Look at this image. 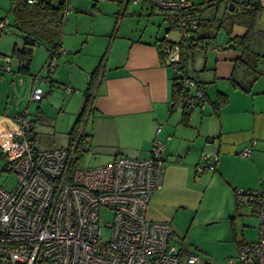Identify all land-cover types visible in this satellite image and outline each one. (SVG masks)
Wrapping results in <instances>:
<instances>
[{
    "label": "crops",
    "instance_id": "1",
    "mask_svg": "<svg viewBox=\"0 0 264 264\" xmlns=\"http://www.w3.org/2000/svg\"><path fill=\"white\" fill-rule=\"evenodd\" d=\"M262 37L264 29H257L252 49L258 55V75L248 91L231 84V78L240 82L251 78L238 62L242 55L239 45L205 53L197 67L202 73L195 77L187 71L184 51L186 73L205 90L198 108L185 116L180 104L171 109L174 70L161 64L155 43L158 37L123 36L113 43L91 97L84 124L89 139L87 153L102 164L116 154L147 157L155 129L161 126L158 138L164 145V181L153 194L147 215L150 219L170 221L171 242L183 253L197 254L203 264H231L229 259L235 255L239 242L257 237V219L248 204H235L234 189L264 185ZM61 49L59 53L64 52ZM3 51L0 48V56H6L9 62L10 57ZM17 61L18 73L11 71L8 84V76L2 72L11 69L0 68V138L5 140L18 131L15 119L28 106V78L20 74H28L29 65L27 72H21ZM71 76L70 83L79 85L80 75L74 71ZM29 82L32 83L31 76ZM220 93L227 95V102L216 115L212 101ZM60 114L63 113L54 118L56 131L66 121L60 120ZM29 120L27 135L34 138L36 149L68 145L72 125L66 128V144L59 142L58 146L45 148L37 140L40 127ZM245 147L250 151L243 156L240 151ZM213 152L217 153L213 169L197 171L201 154Z\"/></svg>",
    "mask_w": 264,
    "mask_h": 264
},
{
    "label": "built area",
    "instance_id": "2",
    "mask_svg": "<svg viewBox=\"0 0 264 264\" xmlns=\"http://www.w3.org/2000/svg\"><path fill=\"white\" fill-rule=\"evenodd\" d=\"M64 1L62 22L69 11L68 0ZM113 1L122 9L128 3L148 1L171 13V30L177 36L170 37L167 29L157 42L161 64L174 70L172 80L179 87L180 104L190 111L199 105L205 90L186 73L183 50L217 51L236 47V41L231 38L215 44L197 38L204 18L192 0ZM229 1L237 7L243 4L241 0ZM256 6L264 8V0H257ZM7 25V20H0V30H6ZM2 68L9 70L8 64ZM38 77L32 78L30 99L35 101L42 97L36 86ZM89 107L66 146L36 149L27 135L31 122L26 111L15 119L19 127L15 135L0 138L1 150L17 177L11 190L0 187V264H203L195 253H179L171 242L170 221L147 215L151 198L164 181V145L158 138L161 126L156 127L145 158L116 154L104 164L78 166L76 146ZM82 150L89 151V139L82 143ZM249 151L245 147L240 154L246 156ZM216 160L217 153H202L196 170L213 169ZM234 199L239 205L250 206L257 219V237L240 242L229 263L264 264V185L235 188ZM102 210L110 211L109 221H103Z\"/></svg>",
    "mask_w": 264,
    "mask_h": 264
},
{
    "label": "rangeland",
    "instance_id": "3",
    "mask_svg": "<svg viewBox=\"0 0 264 264\" xmlns=\"http://www.w3.org/2000/svg\"><path fill=\"white\" fill-rule=\"evenodd\" d=\"M60 0H52L57 5ZM199 7L205 26L201 32L209 37L203 38L205 42L215 44L225 43L229 36L241 35L246 27L243 24L250 13L229 11L226 0L216 4H208L213 0H192ZM69 8L63 22L61 32L57 38L64 52L57 54L58 64L53 67L49 65L47 44L44 40H37L32 50L29 62L28 74H20L28 78V95L24 112H28L27 118L36 122L39 133L38 142L41 147L58 146L59 142H67L66 128L71 126L81 110L85 99V91L90 79V73L102 68L107 56L112 51V44L121 37L131 38H161L165 30L170 29V37L176 38V33L171 30L172 16L170 12L163 11L148 1L140 3H128L122 9L117 1L113 0H68ZM254 11L256 15L255 26L264 29V8ZM0 19L8 21L7 29L0 30V48L6 56H0V64L7 63L10 71L2 72L7 75V84L11 81V71H17L18 61L11 56L13 47H22L29 34L35 32V12L32 4L26 0H0ZM14 30V32H10ZM264 38V37H262ZM210 50L185 49L187 60V71L195 77L202 71L198 70L202 56ZM5 63V64H6ZM1 69L2 66L0 65ZM262 68V66H260ZM256 69V68H255ZM80 75L77 79L79 85L70 83L71 74ZM100 71V70H99ZM1 73V72H0ZM18 73V72H16ZM39 74L36 86L42 90L40 100H31L33 78ZM1 76V75H0ZM191 76V75H190ZM4 86V88L7 87ZM94 85L90 89L93 91ZM68 88H72L70 91ZM67 104V105H66ZM199 105L191 111L196 110ZM177 108V107H176ZM65 121L61 129L54 130V118L59 116ZM88 117V115H87ZM70 119V123L69 122ZM87 119V118H86ZM66 124V125H65ZM67 128V130H68ZM99 159L93 158L84 152L77 159L78 166H95L102 164ZM16 173L11 164L6 160L0 149V187L11 190L16 184ZM241 205V204H240ZM247 207V205H245ZM110 211L102 210L103 221H109ZM214 264V263H213Z\"/></svg>",
    "mask_w": 264,
    "mask_h": 264
},
{
    "label": "trees",
    "instance_id": "4",
    "mask_svg": "<svg viewBox=\"0 0 264 264\" xmlns=\"http://www.w3.org/2000/svg\"><path fill=\"white\" fill-rule=\"evenodd\" d=\"M219 1H225V0H213L211 3L208 2L207 5L209 4H216ZM27 4H32L34 6V12H35V32H31L34 34H29L28 39L24 41L22 47L18 48L16 46L13 47L11 56L16 57L19 60V69L21 72H27L28 70V65L31 60L32 56V50L33 47L35 46V43L37 40H44L47 44V50H48V60L47 64L52 68L51 64L53 60L57 61V54L60 52L61 49V44L60 41L57 39L60 35L61 28L63 25L62 22V11L65 6V1L60 0L57 5H54L52 3V0H35L33 3H28ZM226 7L228 4V0H226ZM228 9V8H227ZM260 8L255 6L253 9L254 11L259 10ZM253 12H247L250 13L248 14L247 20L243 22V24L246 27V30L243 34L241 35H234V36H229L228 40L233 38L236 41V45H239L241 50H242V55L239 59V64L242 66V68L251 75V78L248 79L246 82H240L235 80L234 78H231V84L233 87H238L241 88L244 91H248L250 89L251 84L255 80L256 76L258 75L257 70L255 69L256 67V62L258 60V55L253 51L252 49V41L254 39V36L257 32V28L255 26V21L256 15H252ZM256 12V13H257ZM1 20V19H0ZM205 26L204 22L202 21L199 24L198 27V32H197V38H208L209 36L203 32H201L202 27ZM14 32V30L10 31ZM160 38H157L155 40V43L160 41ZM184 51L182 52V59H184ZM100 70L99 68L94 69L90 73V79L88 82V86L85 91V99L83 102V105L81 107V110L77 114V117L75 118L68 134H69V143L73 140V138L76 135L77 129L83 120L84 114L86 107L91 103L90 102V89L94 85V82L96 80L97 74ZM171 109L174 108V106L180 104V93H179V87L176 85L175 82H172L171 86ZM227 102V95L225 93H220L216 97L215 100L212 101L214 105V112L216 115L218 114V111L222 105H224ZM182 107V114L185 116L187 115L190 110L184 108L182 104H180ZM90 110V107H89ZM86 122V118H85ZM84 122V124H85ZM30 138L34 142V138L30 136ZM88 139V135L85 133L84 128L83 131L81 132V135L79 137L80 144L76 146V160L80 155L84 153L82 150V143H84ZM236 205H239L235 202ZM257 225V224H256ZM240 243V242H239ZM179 253L181 255L186 254L183 253L182 251L179 250Z\"/></svg>",
    "mask_w": 264,
    "mask_h": 264
},
{
    "label": "water",
    "instance_id": "5",
    "mask_svg": "<svg viewBox=\"0 0 264 264\" xmlns=\"http://www.w3.org/2000/svg\"><path fill=\"white\" fill-rule=\"evenodd\" d=\"M243 4H241L239 7L235 6L233 2L229 1L227 4V8L229 11H235V12H241V13H247L252 11V7L256 6L257 0H241ZM58 62L56 60H53L51 66V71H53V67Z\"/></svg>",
    "mask_w": 264,
    "mask_h": 264
},
{
    "label": "flooded vegetation",
    "instance_id": "6",
    "mask_svg": "<svg viewBox=\"0 0 264 264\" xmlns=\"http://www.w3.org/2000/svg\"><path fill=\"white\" fill-rule=\"evenodd\" d=\"M255 8V6L254 7H252V11L251 12H253V9Z\"/></svg>",
    "mask_w": 264,
    "mask_h": 264
}]
</instances>
